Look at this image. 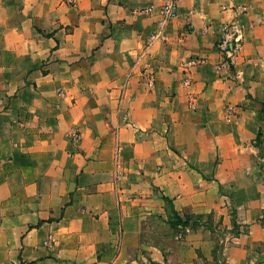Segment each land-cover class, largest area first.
<instances>
[{
    "label": "crops",
    "instance_id": "1",
    "mask_svg": "<svg viewBox=\"0 0 264 264\" xmlns=\"http://www.w3.org/2000/svg\"><path fill=\"white\" fill-rule=\"evenodd\" d=\"M166 1L0 0V264L264 260V0Z\"/></svg>",
    "mask_w": 264,
    "mask_h": 264
},
{
    "label": "built area",
    "instance_id": "2",
    "mask_svg": "<svg viewBox=\"0 0 264 264\" xmlns=\"http://www.w3.org/2000/svg\"><path fill=\"white\" fill-rule=\"evenodd\" d=\"M179 0H167L164 5L160 9L161 14V27H165L168 23L173 21L179 12ZM246 8H242V11H246ZM151 12L152 9H148L146 11H141L142 13ZM222 37L219 40L218 47L222 53L226 55V60L228 58H232L233 53L238 50L240 43L242 41L241 31L239 26L235 23H225L221 27ZM195 62L188 63V67L194 65ZM185 85L191 86V81L187 79L185 81ZM154 86V79L149 77L148 80V87L153 88ZM230 112V111H229ZM70 138L72 141L79 143L82 141V134L78 130H73L70 132Z\"/></svg>",
    "mask_w": 264,
    "mask_h": 264
},
{
    "label": "trees",
    "instance_id": "3",
    "mask_svg": "<svg viewBox=\"0 0 264 264\" xmlns=\"http://www.w3.org/2000/svg\"><path fill=\"white\" fill-rule=\"evenodd\" d=\"M264 112V110H263ZM264 138V135H262V133L260 132L257 135V139H256V143L257 145H260L262 143V140ZM166 204H168L171 208H170V214H171V218L169 220V225L171 226V228H177L179 226H183V227H188L191 225V222L194 221V218H196V222L195 224L198 222V220H201L203 217L202 216H184L181 217L178 212L175 210V208L173 207V204L171 203V201L168 198H164Z\"/></svg>",
    "mask_w": 264,
    "mask_h": 264
},
{
    "label": "rangeland",
    "instance_id": "4",
    "mask_svg": "<svg viewBox=\"0 0 264 264\" xmlns=\"http://www.w3.org/2000/svg\"><path fill=\"white\" fill-rule=\"evenodd\" d=\"M229 111V110H228ZM174 207V206H173ZM170 206L167 204V209H168V213H169V220L171 218V214H170ZM198 216H201V215H198ZM194 217H197V216H194ZM204 218V216H202ZM196 218H194V223L196 222ZM201 222V220H198V222L195 224V226H198L200 225L199 223ZM234 224V223H233ZM224 234L226 235H231V236H234V237H237V236H241V234H245L246 233V230L243 229V231L240 229V226H237V225H234L232 227L231 230H225V232H223ZM213 239L220 242L221 240V236L218 235V233H215V235L213 236ZM264 249V247H261V249ZM264 251V250H263ZM216 264H226L224 260H222V263H216ZM256 264H264V260L263 261H258L256 262Z\"/></svg>",
    "mask_w": 264,
    "mask_h": 264
}]
</instances>
